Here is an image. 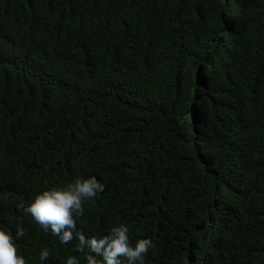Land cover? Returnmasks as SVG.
<instances>
[{
  "label": "trees",
  "instance_id": "16d2710c",
  "mask_svg": "<svg viewBox=\"0 0 264 264\" xmlns=\"http://www.w3.org/2000/svg\"><path fill=\"white\" fill-rule=\"evenodd\" d=\"M90 177L68 244L23 212ZM120 224L144 264H264V0H0V229L87 264Z\"/></svg>",
  "mask_w": 264,
  "mask_h": 264
},
{
  "label": "clouds",
  "instance_id": "9594fccd",
  "mask_svg": "<svg viewBox=\"0 0 264 264\" xmlns=\"http://www.w3.org/2000/svg\"><path fill=\"white\" fill-rule=\"evenodd\" d=\"M104 192V185L96 177L77 179L66 187L51 188L38 194L32 203L23 208L36 224L47 233L59 238L61 244L74 239L77 225L74 217L82 216L84 205ZM24 236V230L17 227L15 237L0 229V264H26L25 258L18 255L15 240ZM78 239L77 251L87 249V264H144V258L152 247L151 239H139L133 246L130 243L129 229L126 225L112 227L109 234L102 238L86 237ZM49 251L40 253L41 264H45ZM97 257L102 258L100 261ZM66 264H80L75 256H70Z\"/></svg>",
  "mask_w": 264,
  "mask_h": 264
}]
</instances>
